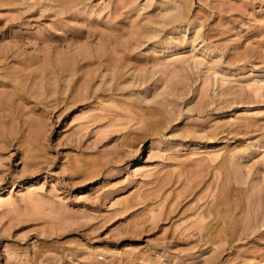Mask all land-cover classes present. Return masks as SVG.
Masks as SVG:
<instances>
[{"label": "rangeland", "instance_id": "rangeland-1", "mask_svg": "<svg viewBox=\"0 0 264 264\" xmlns=\"http://www.w3.org/2000/svg\"><path fill=\"white\" fill-rule=\"evenodd\" d=\"M0 264H264V0H0Z\"/></svg>", "mask_w": 264, "mask_h": 264}]
</instances>
